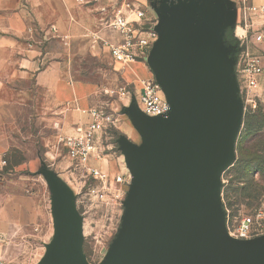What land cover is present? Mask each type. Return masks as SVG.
<instances>
[{"label":"crops","instance_id":"obj_1","mask_svg":"<svg viewBox=\"0 0 264 264\" xmlns=\"http://www.w3.org/2000/svg\"><path fill=\"white\" fill-rule=\"evenodd\" d=\"M116 1L0 0V115L14 106V99L27 97L23 87L32 84L42 88L52 105L60 109L62 136H74L78 128H85L90 122L89 110L96 108L112 113L117 120V129L121 131L116 140L109 133L98 137L99 149L107 151L101 158L94 155L78 164L67 156L57 158L54 154H43L29 163L31 170H23L27 164L19 160L13 169L22 171L15 176L1 172L0 257L12 264H31L32 258L26 252H32V240L36 242L44 235V241L49 238L50 233H43L40 227L41 211L46 209L44 195L49 197L50 211L71 198L72 184L68 177L62 175L64 171L96 180L90 173L97 170L106 174L107 179L112 177L116 186H124L123 176L130 170L123 151L125 140L136 146L142 141L139 128L124 112L130 105L128 99L120 98L123 103L114 108L97 85L71 79L73 51L89 52L93 56L108 53L111 56L102 41L117 40V35L105 27L106 21L114 16ZM129 2L144 11L146 22L159 30L154 43L153 63L148 58L145 63L128 65L113 60L129 83L140 86V94L146 85L156 82L152 67L169 62L163 58L164 52L182 51L181 59L193 62L183 61L182 65L204 67L212 74H219L239 93L243 92L245 78L241 74L240 50L258 58L264 66V42L256 43L253 37L264 23V12L260 11L264 10V0ZM249 7L258 11L247 12L245 8ZM245 20L248 24L246 29ZM228 32H234L238 40L236 44L225 39ZM225 48L231 50L230 56ZM194 51L199 52L195 60L191 57ZM125 117L128 122L122 123ZM136 136L139 137L138 142L133 141ZM11 147L6 135L0 133V158L8 156L14 161ZM115 151L122 157L127 171H117L111 165ZM97 163H102V166H97ZM118 177H122L121 182L116 181ZM96 181L103 185L104 181ZM46 260L48 257L44 258ZM42 261L43 258L37 264H42Z\"/></svg>","mask_w":264,"mask_h":264},{"label":"water","instance_id":"obj_2","mask_svg":"<svg viewBox=\"0 0 264 264\" xmlns=\"http://www.w3.org/2000/svg\"><path fill=\"white\" fill-rule=\"evenodd\" d=\"M154 53L153 45L150 63ZM198 53L192 52V59ZM183 55L164 52L169 62L152 67L171 105L169 118L149 117L133 105L124 109L133 114L130 118L149 146L142 151L125 140L136 190L129 199L128 226L110 264H264V237L231 238L219 206L217 181L233 156L244 110L239 90L204 67L182 65ZM61 211L60 254L51 264H83L78 232Z\"/></svg>","mask_w":264,"mask_h":264},{"label":"rangeland","instance_id":"obj_3","mask_svg":"<svg viewBox=\"0 0 264 264\" xmlns=\"http://www.w3.org/2000/svg\"><path fill=\"white\" fill-rule=\"evenodd\" d=\"M71 58L72 80L97 85L102 95L106 96V101L114 108L123 103L119 97L120 90L127 88L133 96L128 99L130 105L126 108L133 105L135 110L142 109L139 101L140 86L127 81L124 72L117 67L108 53L93 56L89 52L76 50L73 51ZM183 61L193 63L189 60H182L180 63ZM23 90L26 91L27 97L14 99V106L0 115L3 126L0 133L6 135L12 146L13 160L25 161L27 165L23 166V170L26 168L31 170L33 168L29 167V163L38 156L43 154L46 156L54 154L57 158L64 156L59 144L61 137H64L60 128L63 124L60 120L62 117L60 109L52 105L48 94L42 88L28 84L24 85ZM239 94L243 98V101H239V107H244V110L237 124L233 156L217 181L219 206L226 219L230 213L232 220L258 208H264V165L260 167L259 172L253 170L245 173L239 170L241 140L251 134H258L264 145V75L260 77L258 89L252 97L255 100L253 104L247 102L244 88ZM253 105H256V108ZM128 116L133 119V114ZM145 121L146 119L140 120L141 123ZM124 122H128L127 117L122 123ZM247 125L253 130H247ZM119 131L115 128L106 133L116 140ZM133 141L138 142L139 137H133ZM137 146L142 151L147 149L149 144L146 143L144 136ZM115 152L111 165L113 164L117 171L126 170L122 157ZM102 153L105 156L107 151L103 149ZM97 166L101 167L102 163H97ZM20 171L22 170L13 169L7 174L13 177ZM134 173H137V169ZM62 175L68 177L73 190L69 202L60 210L73 221V226L78 232L83 264H110L131 215L129 199L136 190L133 185V173L129 170L124 174V186H116L112 177L100 185L98 181L83 177L82 174L72 175L64 171ZM93 189L97 190L96 193L92 192ZM44 201L46 209L41 211L40 227L43 233L50 235L45 241V235L36 242L32 240V252L30 250L26 252L32 258L31 264H37L41 258L43 263L47 257L45 264H51L60 254L58 246L62 239V228L57 217L60 210L56 208L50 211L48 195H44Z\"/></svg>","mask_w":264,"mask_h":264},{"label":"built area","instance_id":"obj_4","mask_svg":"<svg viewBox=\"0 0 264 264\" xmlns=\"http://www.w3.org/2000/svg\"><path fill=\"white\" fill-rule=\"evenodd\" d=\"M77 1L84 3L86 0ZM114 6L116 9L114 16L106 21L105 27L117 35V40L115 42L102 41L103 44L109 48L113 60L117 63L125 65L145 63L157 39L156 30L146 22L145 12L135 8L129 0H117ZM245 10L251 13L258 11L255 7L245 8ZM260 11L264 12V10ZM132 15L134 18H131ZM244 28H248L246 20ZM253 37L256 43L264 42V23L259 30L254 32ZM240 52L241 74L245 75L244 91L247 102L253 104L255 100L252 97L258 89L260 77L264 75V66L258 58L247 51L240 50ZM131 95L130 90L122 88L119 97L126 100L130 99ZM139 101L142 105V112L147 116L169 118L171 105L156 82L146 85L139 96ZM253 107L256 108V105ZM88 115L90 122L85 128L80 127L76 135L61 137L59 141L64 156L78 164L84 163L94 155L101 158L103 150H100L97 145L98 137L110 129L117 128L114 115L105 109H91ZM6 166V158L1 157L0 174ZM90 174L96 180H107V175L103 172L92 170ZM116 181L121 182L122 177H118ZM226 230L231 238L239 241L264 237V208H258L235 220H232L229 213L226 219ZM0 264L12 263L0 257Z\"/></svg>","mask_w":264,"mask_h":264},{"label":"trees","instance_id":"obj_5","mask_svg":"<svg viewBox=\"0 0 264 264\" xmlns=\"http://www.w3.org/2000/svg\"><path fill=\"white\" fill-rule=\"evenodd\" d=\"M225 39L230 44H236L238 42L234 35V32H228ZM245 87V85H244ZM252 110V109H250ZM249 110H247L248 112ZM250 112V111H249ZM115 129V128H113ZM247 130L252 131L250 125H247ZM112 130V129H110ZM108 130V131H110ZM118 135V132H117ZM258 134L249 135L241 140L239 144V170L249 173L251 171H260V167L264 165V145L261 139H259ZM7 161V166L4 171L9 172L13 170V166L17 161H11L8 156L5 157Z\"/></svg>","mask_w":264,"mask_h":264}]
</instances>
